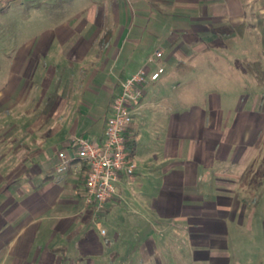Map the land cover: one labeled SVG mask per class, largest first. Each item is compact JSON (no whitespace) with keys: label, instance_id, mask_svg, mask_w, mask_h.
Segmentation results:
<instances>
[{"label":"crops","instance_id":"obj_1","mask_svg":"<svg viewBox=\"0 0 264 264\" xmlns=\"http://www.w3.org/2000/svg\"><path fill=\"white\" fill-rule=\"evenodd\" d=\"M82 1H69L85 6H70V19L56 25L54 108L46 111L52 85L37 103L26 92L33 63L26 58L25 73L0 96V264H232L229 223L246 221L240 209L252 185L244 184L252 154L243 132L234 133L241 116L225 111L215 92L189 105L200 97L202 79L192 95L181 79L175 97L158 87L168 66L193 58L219 64L230 57L244 64L246 77L254 60L263 68L264 0ZM146 33L156 47L148 56ZM123 56L127 64L142 63L111 79L106 67ZM60 58L72 65L61 66ZM143 68L162 72L146 86L127 131L135 174L122 176L116 195L96 213L85 204V170L72 165L59 173L58 152L74 156L77 137L102 140L122 81ZM28 98L33 102L22 110ZM90 130L95 134L86 135ZM240 161L244 170L236 169Z\"/></svg>","mask_w":264,"mask_h":264},{"label":"rangeland","instance_id":"obj_2","mask_svg":"<svg viewBox=\"0 0 264 264\" xmlns=\"http://www.w3.org/2000/svg\"><path fill=\"white\" fill-rule=\"evenodd\" d=\"M69 1L71 0H62L60 7L59 0H13L7 8L0 10V96L5 97L6 93L15 87L18 77H22L25 73L20 66L23 63L22 60L26 58L27 61L28 59L33 61L31 71L27 73L31 85L27 86L26 92L35 95L37 103L41 93L47 90L48 85H52L50 93L46 96L50 99V102H47L46 111L54 108L56 88L53 89V87L56 83V58L60 56V48L56 47V25L70 19L71 11L69 10L71 8L79 10L80 7L85 6L81 4L80 7L75 8L69 4ZM82 2L87 3V0ZM65 10L68 12L66 13ZM146 35L144 50L145 56H148L155 51L156 47L152 44L155 41L154 37L149 36L148 33ZM60 59L64 62L61 66L72 65L65 62L63 58ZM139 59H134L127 64V57L123 56L120 60L110 62L106 67L107 75L112 76L111 79H113V74L117 72L126 75L134 71L142 63ZM192 61L195 64L188 61L181 63L178 68L168 66L169 73L164 75L158 90L165 98L175 97L177 92H175L174 84L179 83L178 80L181 79L192 86L185 87L182 91L192 95L191 92L195 90L193 84L202 79L205 83L199 91L200 97L190 98L189 105L200 100L208 102L209 99H206L208 94L215 92L221 96L223 108H233L232 116L240 114V120H242L234 129V133L237 135L239 131L243 132L245 138L243 145L247 147L249 154H252L251 163L246 166L244 177V184L251 182L252 185L247 195V200L250 201L246 207L240 209L244 211L241 214L246 215V221L243 224L229 223V248L232 264H264V185L260 187V183H264V64L262 68L260 60H254L251 63V73L248 72L246 77L244 64L233 62L230 57H226L219 64L211 63L206 57L193 58ZM195 65L202 68L203 72L197 70ZM210 73H213V78H208ZM53 77H55L54 84L53 81L51 82ZM46 78L48 80L44 87L42 81ZM149 85L150 83L147 86ZM179 93H182L181 90ZM33 99L28 98L22 110L28 109L27 104H31ZM226 108H224L225 111ZM93 110L96 112V109L93 108ZM97 113L100 117H104V111L99 110ZM1 115L5 116L4 111ZM244 117H246L245 125L243 124ZM48 126L46 125L45 134L49 129ZM89 132L86 135L91 136L94 130ZM238 139L243 142V138ZM242 167L244 170L245 167L240 161L236 169L240 170ZM254 198L261 201L252 202ZM97 230L100 231V228ZM174 249L177 250L178 247Z\"/></svg>","mask_w":264,"mask_h":264},{"label":"built area","instance_id":"obj_3","mask_svg":"<svg viewBox=\"0 0 264 264\" xmlns=\"http://www.w3.org/2000/svg\"><path fill=\"white\" fill-rule=\"evenodd\" d=\"M12 1L0 0V8ZM155 56L160 59L162 52L157 51ZM161 72V68H143L122 81L121 91L112 101L102 140L77 137L74 156L65 150L58 152L59 173L67 172L72 165L74 169L85 170V204L96 213L102 212L116 195L122 176L135 174L137 165L134 158L129 157L127 131L142 105L146 86L159 80Z\"/></svg>","mask_w":264,"mask_h":264},{"label":"trees","instance_id":"obj_4","mask_svg":"<svg viewBox=\"0 0 264 264\" xmlns=\"http://www.w3.org/2000/svg\"><path fill=\"white\" fill-rule=\"evenodd\" d=\"M8 6L4 7V8H0V10H3L5 8H7ZM134 142H130V141H127V148L129 150V157L130 158H133V151H134Z\"/></svg>","mask_w":264,"mask_h":264}]
</instances>
